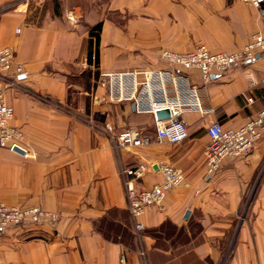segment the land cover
<instances>
[{
    "label": "crops",
    "instance_id": "crops-1",
    "mask_svg": "<svg viewBox=\"0 0 264 264\" xmlns=\"http://www.w3.org/2000/svg\"><path fill=\"white\" fill-rule=\"evenodd\" d=\"M255 32L264 34V7L240 0H0V48L24 71L0 75L22 132V153L0 147V201L57 214L1 230L0 264H264V138L211 174L203 155L212 121L240 127L264 107L263 55L206 84L197 70L168 78L169 103L199 105L184 106L188 135L175 144L156 140V117L104 78L166 69L165 49L238 52ZM128 127L150 143L115 147ZM141 161L173 165L184 183L136 231L122 170ZM160 180L147 170L133 185Z\"/></svg>",
    "mask_w": 264,
    "mask_h": 264
},
{
    "label": "built area",
    "instance_id": "built-area-1",
    "mask_svg": "<svg viewBox=\"0 0 264 264\" xmlns=\"http://www.w3.org/2000/svg\"><path fill=\"white\" fill-rule=\"evenodd\" d=\"M244 4L255 8L264 7V0H240ZM69 19H72L68 17ZM258 54L264 57V34L255 32L249 41L238 52H211L203 45H198L186 51L165 49L160 53V59L167 68L160 69H132L104 75L109 85L115 84L113 92L119 99L129 97L134 100L138 112H149L156 117V112L168 109L169 116L157 119L155 139L170 143H179L188 135L187 125L181 118V113L198 103L188 105L182 103L171 104L167 99L168 78L173 82L176 70H197L201 81L206 84L212 76L220 74L233 65L248 64ZM14 51L9 47L0 48V75L12 72L15 79L24 74L20 63L14 62ZM248 102L251 99L248 98ZM188 106V107H184ZM201 110V108L199 109ZM14 116L13 107L7 102L5 88L0 86V147L10 151L22 149L20 142L22 132L11 122ZM109 129L108 125H105ZM208 143L203 155L206 171L211 174L219 170L223 159H234L248 154L264 138V107L258 109L240 127H224L219 121H212L207 127ZM151 137L139 128L128 127L115 135L114 145L117 148L141 147L148 145ZM159 172L161 180L148 189L137 190L133 180L147 171ZM123 186L126 195L127 209L135 219L136 231L142 230L143 225L137 221L139 216L149 208H162L166 193L172 188L184 183L183 172L169 163L157 161H141L135 166L122 170ZM57 214L40 206L17 207L9 206L0 201V231L11 227L53 223ZM120 262H124V254L120 255Z\"/></svg>",
    "mask_w": 264,
    "mask_h": 264
},
{
    "label": "water",
    "instance_id": "water-1",
    "mask_svg": "<svg viewBox=\"0 0 264 264\" xmlns=\"http://www.w3.org/2000/svg\"><path fill=\"white\" fill-rule=\"evenodd\" d=\"M169 116V112H168V109H161V110H158L156 112V117L157 119H164V118H167ZM15 151L17 152H20L22 153V150L20 148H15ZM188 212H186V215H187ZM187 217V216H185Z\"/></svg>",
    "mask_w": 264,
    "mask_h": 264
},
{
    "label": "rangeland",
    "instance_id": "rangeland-1",
    "mask_svg": "<svg viewBox=\"0 0 264 264\" xmlns=\"http://www.w3.org/2000/svg\"><path fill=\"white\" fill-rule=\"evenodd\" d=\"M244 201H246V200H244Z\"/></svg>",
    "mask_w": 264,
    "mask_h": 264
}]
</instances>
